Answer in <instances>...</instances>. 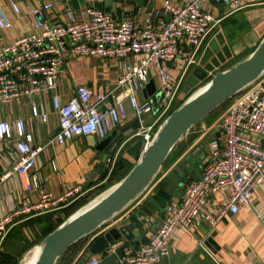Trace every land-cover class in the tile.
<instances>
[{
    "label": "built area",
    "instance_id": "built-area-1",
    "mask_svg": "<svg viewBox=\"0 0 264 264\" xmlns=\"http://www.w3.org/2000/svg\"><path fill=\"white\" fill-rule=\"evenodd\" d=\"M208 2L234 9L264 4V0H165L161 9H139L122 19L91 5L80 13L67 11L65 20L57 24L47 19L55 2L39 0L38 6L29 7L35 31L0 45V107L53 91L58 131L45 145H34L23 117L0 120V186L16 178L20 187L5 207L0 204V255L20 223L68 208L108 184L120 154L118 150L106 158L101 179L90 185L67 184L56 194L48 189L36 166L48 146L79 136L105 138L129 118V104L140 121L135 135L142 136L146 147L162 121L186 99V74L220 22L204 8ZM10 6L21 13L17 2L10 0ZM12 27V19L0 4V29ZM79 57L118 60L120 73L105 89L94 91L79 85L64 100L55 92L60 73L69 60ZM177 66L180 72L175 73ZM214 75L210 72L208 78ZM151 80L155 91L142 98ZM31 112L43 121L49 118L36 103ZM151 112L157 117L146 124L144 115ZM204 130H214L216 137L208 143L201 176L185 186L181 199L166 203L162 224L150 242L125 248L118 264H163L170 254V240L178 231L201 220L214 229L228 214L253 205L255 189L264 183V75L232 98L211 124H204ZM7 145L12 146L11 151ZM52 165L56 169L53 160ZM19 192H36L37 196L27 193L19 197ZM108 224L94 232L92 240L111 227ZM120 244H111L105 252L83 259L82 264H100Z\"/></svg>",
    "mask_w": 264,
    "mask_h": 264
},
{
    "label": "crops",
    "instance_id": "crops-1",
    "mask_svg": "<svg viewBox=\"0 0 264 264\" xmlns=\"http://www.w3.org/2000/svg\"><path fill=\"white\" fill-rule=\"evenodd\" d=\"M13 1L19 4L20 14H16L12 10L10 0H0V4L5 8L13 22L11 29H0V45L12 43L20 36L35 31L32 26L29 7L38 6L39 0ZM51 1L55 2V7L47 13V19L50 23L57 24L65 20L67 11L80 13L91 5L107 11L111 7L114 17L122 19L127 15L136 14L139 9L143 11L161 9L165 0H131L122 3H117L116 0ZM173 1L180 2L182 0ZM204 8L214 18L220 19V22L214 27L209 41L199 51L197 63L186 74L183 89L188 93L194 88L188 86L191 79L197 81L196 86H200L205 81H201L194 76L193 71L195 68L200 67L208 74L210 72L216 74L218 71L225 70L254 50L264 37V4L234 9L230 5L208 2L204 5ZM235 15H239V18L234 19ZM243 20H246L247 25L241 24ZM178 68L180 69L179 66ZM120 69L121 64L115 59L91 57L71 59L62 68L55 92L66 100L74 94L75 88L79 85H87L94 91L105 89L115 82ZM174 72L177 73L175 70ZM186 87L188 90H186ZM53 93V91H50L47 94L32 98L25 97L17 102L0 107V120L11 121L23 117L27 122V132L32 135L33 144L45 145L58 131V115L52 105ZM141 97H146L144 91L141 93ZM32 103L40 105L42 109L48 112L49 118L47 121H43L40 117L32 114ZM127 107L129 118L115 130L132 124L137 118L129 104H127ZM204 124L207 125V122H201L183 137L173 150L170 161L164 164L161 172L155 178L151 188L111 221L108 224L109 226L116 225V221L128 215L134 208L149 204L154 211L147 224L151 229L149 236L156 232L163 221L164 206L153 200L150 201V198L157 188L166 186L165 180L173 169L188 158H192L193 161L190 160L188 163L187 168L191 171L187 176L185 186L201 176L204 160L209 152L208 143L203 142V139L209 133L205 132ZM137 130L123 136L115 150V152L120 150L119 160L124 159L127 166L135 163L145 148L142 136L135 135ZM135 137L140 138L129 145L130 140ZM100 140L101 138L96 135L79 136L68 140L64 144L48 146L38 156L36 162V166L41 170L48 189L59 194L67 184L82 183L90 185L86 176L100 162V159L99 161L95 160L98 155L96 147ZM202 143L205 146L199 147ZM11 148L12 146H6L7 151H11ZM193 152L195 153L193 154ZM104 154L102 153L104 158L111 155L110 153ZM52 160L55 162L56 169L52 165ZM104 173L105 167L94 181L101 179ZM17 184L16 178H13L0 186V204L4 207L7 200L14 199L17 196L16 192L20 188ZM27 193L29 196L31 194L37 196L36 192ZM27 193L22 192L21 194L19 192L18 196ZM181 198L178 192L171 199L179 200ZM254 198L252 206L242 207L237 214H228L214 229H211L205 221L201 220L195 222L186 230L178 231L170 240V254L164 258L163 264H264V183L255 189ZM214 199L217 202L220 195ZM24 229L26 231V227ZM94 235L92 234L80 241L68 254L60 258L57 264H82V260L93 242L92 237ZM10 239L6 240L2 253L7 252L5 248Z\"/></svg>",
    "mask_w": 264,
    "mask_h": 264
},
{
    "label": "water",
    "instance_id": "water-1",
    "mask_svg": "<svg viewBox=\"0 0 264 264\" xmlns=\"http://www.w3.org/2000/svg\"><path fill=\"white\" fill-rule=\"evenodd\" d=\"M124 1L131 0H116L117 3ZM111 9L108 8V11L112 12ZM169 65L172 66L171 63ZM193 74L199 80L205 81L162 121L152 140L122 179L95 195L40 241L38 245L41 249L35 264H57L59 258L72 245L113 221L139 199L153 184L166 160L186 134L264 75V37L251 53L227 69L218 71L213 77L208 78V73L200 67L195 68ZM154 91L155 82L151 80L144 94L147 97ZM139 127L140 121L136 118L132 124L115 130L99 141L95 160L100 159V162L86 176L88 184H92L105 167L102 153H105L104 155L114 153L122 137ZM202 146L205 144L199 145ZM190 160L192 158L186 159L173 169L165 180L166 186L157 188L150 201L165 206L178 192L180 198L183 196V188L191 171L187 168ZM153 213L149 204L134 208L128 215L116 221V225L93 240L84 259L92 254L103 253L111 244L121 242L116 250L100 263L118 264L119 256L125 248L130 246L137 248L150 242L151 229L147 224Z\"/></svg>",
    "mask_w": 264,
    "mask_h": 264
},
{
    "label": "trees",
    "instance_id": "trees-1",
    "mask_svg": "<svg viewBox=\"0 0 264 264\" xmlns=\"http://www.w3.org/2000/svg\"><path fill=\"white\" fill-rule=\"evenodd\" d=\"M179 105H177L176 108ZM224 105H222L221 107H219L215 112L212 113V115L215 114L216 112H218L219 110H221V108ZM176 108H174V109H176ZM133 165H134V163L131 164L130 166L129 165L127 166L126 161L124 159H120L117 162L116 170L113 173V175H112V177H111V179L109 181V184L106 187H104V186L101 187L100 189H98V191H94L87 198H84V199H82V200H80V201L72 204L68 208H65V209L60 210V211H54V212L42 214V215H39V216H36V217H32V218L27 219L26 221L20 223L16 227H14V229L9 234L8 239L9 238H12L13 239V238L16 237V235H21L22 232L24 233V231H25L24 228L25 227L27 228V226H29V224H31L33 227L35 225V226H37L40 229L41 238L38 239V241H36L35 244L39 243L50 232H52L54 229H56L67 217H69L77 209H79L81 206H83L85 203H87L95 195H97L98 193H100L101 191H103L105 188H107L111 184H113V183L119 181L120 179H122L130 171V169L133 167ZM62 212L64 213L63 216H62ZM81 241H83V240H81ZM79 242H77L74 245H72L63 256H65L66 254H68V252H70ZM63 256H61L60 258H62ZM14 260L15 259L8 252H6V253L4 252V253H2V256L0 257V264H11V262H13ZM18 262H16V264H18ZM14 263H15V261H14Z\"/></svg>",
    "mask_w": 264,
    "mask_h": 264
},
{
    "label": "rangeland",
    "instance_id": "rangeland-1",
    "mask_svg": "<svg viewBox=\"0 0 264 264\" xmlns=\"http://www.w3.org/2000/svg\"><path fill=\"white\" fill-rule=\"evenodd\" d=\"M228 7V6H227ZM239 15H235L233 18L234 19H238ZM241 24L247 25L246 20H243V22ZM175 71L180 72V69L177 67L174 68ZM197 81L195 79H191V81L189 82V87L191 86L193 89L188 93L187 97L195 90L198 88V86H196ZM196 86V87H195ZM187 88V87H186ZM188 90V88L186 89ZM186 97V98H187ZM229 103V102H228ZM228 103H226L221 110H219L218 112H216L213 115H210L208 118H206L204 121L207 122V124H211L215 117L220 114L227 106ZM176 108V107H175ZM157 116L155 114L148 113L144 115V120L146 124L152 123L155 118ZM216 137V133L214 130L209 131V133L206 135V137L203 139L204 143H209L211 140H213ZM140 137H135L133 139L130 140L129 145H131L134 141L139 140ZM107 157H105L104 159L106 160ZM171 159V155L169 156V158L166 160L165 164L168 163ZM108 184H106L104 187H106ZM164 208V207H163ZM24 231V230H23ZM41 238V232L40 229L34 225V227L29 224V226H27L26 231H24V233L22 232L21 235H16L15 238H11L8 241L7 247L5 248L7 250V252L15 259V263L14 261L11 262V264H16V262H18V264L21 263L23 257L26 255V253L32 249L34 246L38 245L39 243L35 244L36 241H38V239Z\"/></svg>",
    "mask_w": 264,
    "mask_h": 264
},
{
    "label": "bare ground",
    "instance_id": "bare-ground-1",
    "mask_svg": "<svg viewBox=\"0 0 264 264\" xmlns=\"http://www.w3.org/2000/svg\"><path fill=\"white\" fill-rule=\"evenodd\" d=\"M40 249L41 247L39 245L34 246L26 253L20 264H35L40 253Z\"/></svg>",
    "mask_w": 264,
    "mask_h": 264
}]
</instances>
